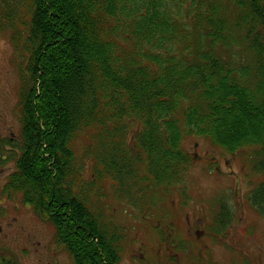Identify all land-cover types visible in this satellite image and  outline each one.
Segmentation results:
<instances>
[{"label":"trees","instance_id":"1","mask_svg":"<svg viewBox=\"0 0 264 264\" xmlns=\"http://www.w3.org/2000/svg\"><path fill=\"white\" fill-rule=\"evenodd\" d=\"M0 33L20 82L2 191L54 228L72 264L120 263L128 234L105 211L152 220L159 189L194 161L187 137L252 149L262 180L246 202L264 218V0H0ZM231 219L221 204L214 235ZM154 229L173 244L172 227Z\"/></svg>","mask_w":264,"mask_h":264},{"label":"rangeland","instance_id":"2","mask_svg":"<svg viewBox=\"0 0 264 264\" xmlns=\"http://www.w3.org/2000/svg\"><path fill=\"white\" fill-rule=\"evenodd\" d=\"M16 65L8 37L0 33L1 142L20 134ZM182 148L194 161L180 185L159 189L152 220L143 222L132 210L127 211L136 216L121 214L123 206L113 201L109 206L114 213L105 211L128 234L119 264H264V218L246 202L262 180L252 171V149L229 154L208 140L188 137ZM12 169V164L0 166V264H72L56 243L54 228L21 204L18 195L5 197L2 188ZM104 190L109 193L107 186ZM221 204L229 207L231 224L214 235ZM156 225L174 229L173 244L157 246Z\"/></svg>","mask_w":264,"mask_h":264}]
</instances>
